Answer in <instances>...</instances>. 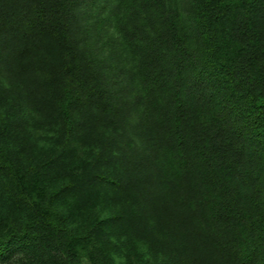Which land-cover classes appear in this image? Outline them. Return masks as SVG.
Here are the masks:
<instances>
[{"label":"trees","instance_id":"1","mask_svg":"<svg viewBox=\"0 0 264 264\" xmlns=\"http://www.w3.org/2000/svg\"><path fill=\"white\" fill-rule=\"evenodd\" d=\"M0 264H264V0H0Z\"/></svg>","mask_w":264,"mask_h":264}]
</instances>
